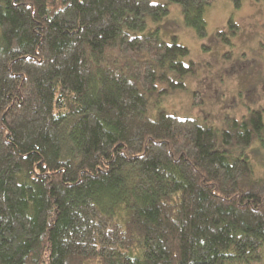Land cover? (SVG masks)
<instances>
[{
	"label": "trees",
	"instance_id": "obj_1",
	"mask_svg": "<svg viewBox=\"0 0 264 264\" xmlns=\"http://www.w3.org/2000/svg\"><path fill=\"white\" fill-rule=\"evenodd\" d=\"M170 1L206 34L212 0ZM167 12L152 0H0V264L263 261L264 176L227 148L264 144V108L220 128L158 104L150 114L151 98L200 67L175 34L148 27ZM237 31L228 17L215 35Z\"/></svg>",
	"mask_w": 264,
	"mask_h": 264
},
{
	"label": "rangeland",
	"instance_id": "obj_2",
	"mask_svg": "<svg viewBox=\"0 0 264 264\" xmlns=\"http://www.w3.org/2000/svg\"><path fill=\"white\" fill-rule=\"evenodd\" d=\"M152 1L165 2L168 12L148 27L158 26V33L165 40L175 34L188 49L183 61L192 59L200 67L197 74L184 75V88L151 98L150 114L155 108L152 111L149 108L158 104L179 117H193L220 128L226 114L239 118L249 108H264V0H242L239 7L230 0H212L203 12L206 34L202 37L184 22L178 3ZM228 17L238 24L230 43L215 35L217 30L225 28ZM194 91L198 94L193 95ZM196 96L201 102H194ZM262 116L264 121V112ZM227 149L246 155L254 175L264 176V144L259 139ZM252 264H264V259Z\"/></svg>",
	"mask_w": 264,
	"mask_h": 264
}]
</instances>
